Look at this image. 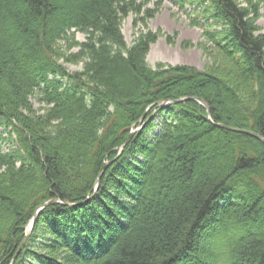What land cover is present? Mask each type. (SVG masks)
<instances>
[{
  "label": "trees",
  "instance_id": "trees-1",
  "mask_svg": "<svg viewBox=\"0 0 264 264\" xmlns=\"http://www.w3.org/2000/svg\"><path fill=\"white\" fill-rule=\"evenodd\" d=\"M178 1L232 72L152 68L157 35L121 30L137 0H0V264H264V143L217 127L264 138V35L235 0Z\"/></svg>",
  "mask_w": 264,
  "mask_h": 264
},
{
  "label": "rangeland",
  "instance_id": "rangeland-1",
  "mask_svg": "<svg viewBox=\"0 0 264 264\" xmlns=\"http://www.w3.org/2000/svg\"><path fill=\"white\" fill-rule=\"evenodd\" d=\"M235 1L250 14L258 30L257 34L264 35V0ZM137 2L139 5L136 11L129 12L122 19L121 30L128 46H131L141 33L150 31L157 35L147 55V62L152 68L158 65L185 66L199 71L212 70L221 74V69L229 71L227 73L232 72L230 62L227 63L224 56L206 44L202 29L193 25V8L190 5L184 4L182 7L178 0H164L160 6L155 5L156 0H137ZM151 13L152 17H149ZM200 23L203 24L202 21ZM68 37L67 40L57 43L56 48L60 52L59 63L67 72L72 73L80 71L83 67V58L77 57L74 62L69 60L72 59V55H79V45L85 41L86 35L72 30L68 33ZM29 99L36 115L44 114L49 107L40 101L39 95L30 96ZM2 131L4 128L0 127V133ZM3 139L9 140L8 134H3ZM11 141L15 143L13 135ZM9 148L8 145L2 146L4 152Z\"/></svg>",
  "mask_w": 264,
  "mask_h": 264
},
{
  "label": "water",
  "instance_id": "water-1",
  "mask_svg": "<svg viewBox=\"0 0 264 264\" xmlns=\"http://www.w3.org/2000/svg\"><path fill=\"white\" fill-rule=\"evenodd\" d=\"M183 101H184V99H180V100L172 101V102H170V103H172V104H177V103H180V102H183ZM199 102H200L201 104H203V106L206 108V110H207V112H208V106H207V104H206L203 100H199ZM166 104H167V102H163V103H162V106H165ZM217 126H218L219 128H224V129H226V130H229V131H232V132H235V133H241V134H245V135L251 136V137H253V138H255V139H257V140H259V141H261V142L264 143V138L261 137V136L258 135V134L253 133V132H250V131H247V130H243V129H236V128H231V127H227V126H222V125H217ZM105 166H107V164H105L104 167H105ZM97 184H98V182H97ZM56 202H57V201H55V200H51V201L45 203L44 205H42V206L39 208V210H40L41 208L45 207L46 205L53 204V203H56ZM64 204H66V205H70V204H67V203H64ZM35 217H36V215H34L33 220H32V222L30 223L29 231L32 229V227H33V225H34ZM27 234L29 235V232H28ZM28 235H27V236H28ZM27 236H26V238H27ZM26 238L23 240L22 243L25 242Z\"/></svg>",
  "mask_w": 264,
  "mask_h": 264
}]
</instances>
